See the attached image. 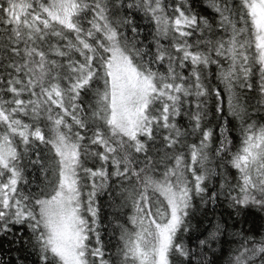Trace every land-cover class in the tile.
<instances>
[{
    "label": "snow or ice",
    "instance_id": "snow-or-ice-1",
    "mask_svg": "<svg viewBox=\"0 0 264 264\" xmlns=\"http://www.w3.org/2000/svg\"><path fill=\"white\" fill-rule=\"evenodd\" d=\"M0 264H264V0H0Z\"/></svg>",
    "mask_w": 264,
    "mask_h": 264
}]
</instances>
